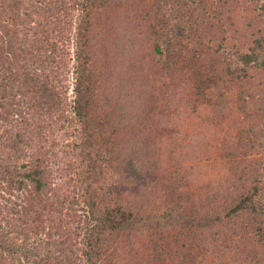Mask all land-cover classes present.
I'll return each mask as SVG.
<instances>
[{"label":"trees","instance_id":"16d2710c","mask_svg":"<svg viewBox=\"0 0 264 264\" xmlns=\"http://www.w3.org/2000/svg\"><path fill=\"white\" fill-rule=\"evenodd\" d=\"M69 2L0 6V264H264V0Z\"/></svg>","mask_w":264,"mask_h":264},{"label":"rangeland","instance_id":"374dc122","mask_svg":"<svg viewBox=\"0 0 264 264\" xmlns=\"http://www.w3.org/2000/svg\"><path fill=\"white\" fill-rule=\"evenodd\" d=\"M13 1L15 3L19 4V7L18 8L20 9V13L21 12L23 13V10L26 11L27 6L30 3V0H0V6L3 5V4L4 5L8 4L6 7H4V9L5 10H12L13 11ZM65 1L66 2L67 1H70L69 2V5L72 4L71 0H65ZM251 1H253L255 4L259 5L262 0H251ZM21 3H26L27 6L21 5ZM208 4H209L210 10L211 9L213 10L217 6V0H209V3ZM43 6L44 5H42V7ZM220 7H222V6H220ZM20 13H19V16H21V14H22V13L21 14ZM217 22H218V19H217ZM63 23H65V21L64 22H60V27H64L65 28L66 26H68L67 29L70 27V24L69 25L68 24L66 25V24H63ZM235 23H237V22H235ZM53 25L56 26V27L59 26L58 23L57 24H54L53 23ZM20 26H21V24L16 25L17 28L20 27ZM2 27L3 28H8L9 25L6 22H3V23H0V28H2ZM101 33H102V30H97L95 32L96 35H94V37H92L93 43L95 45H97L100 42V39H101L100 35H101ZM67 34H68V32H67ZM0 36H2L1 38H2V40H4L3 31H0ZM74 41L75 40L72 39L70 43H63V42H60V39L59 38H56V37L54 39L53 38H50L48 40V44L49 45H53V49L56 50L57 53H56V55L54 57H50V58L48 57V58H46L44 56V58H43V59H57L59 61L61 60L62 62H67L69 74L67 76V79L68 80L66 81V85L69 86L68 87L69 88L68 89L69 92L67 93V97H68L69 100H72V97H73L71 91H72V83H73V80H74V77H75L74 74H73L74 73L73 65L71 64L73 62V60L75 59L74 50H73L74 49V43H73ZM0 42H1V39H0ZM183 44H184V46H187V43L185 41L183 42ZM217 45L218 44H212V46H213L212 49L213 50L216 49L218 47ZM226 49L227 50H230L229 48H226ZM226 52H227L226 55L232 57L231 52H228V51H226ZM38 54H39V57H40L41 53H38ZM11 58H12V55H11L10 59ZM235 92H238V90H235ZM258 98H259L258 97V94L256 93L255 94V97L253 99H245L247 108H248V110L250 111V113L252 115H254V113H256V115H257L260 112L261 108H263V106H259V105L256 106V101L258 100ZM203 131L204 130H201V133ZM202 135L203 136H206L207 134L204 131L202 133ZM62 142L63 143L60 144L59 147H57V152H58V154H60L59 156L62 155L63 157H65V159H62L61 162L58 164V166L60 167V170H61V174L58 175V173H56V170H53V178L56 181L55 183H59V184H61L63 182H67L69 180L72 181V180H74L76 178V174L72 173V171H71L70 164H69V158H67L68 151H65V149H66V144H65L66 141L64 140ZM192 165H195V164L192 163ZM217 166H219V165H217ZM219 167H220V170H221L220 171V174H221L222 172H224V167H221V166H219ZM229 169L230 168L227 167L226 176L229 179H232L231 176H233V174L230 173V170ZM236 175H238V177H240V175H239L238 172H237ZM0 194L2 195L3 193L0 192ZM1 195H0V204L1 205L2 204L3 205L5 204L6 207H9V209H11L12 205H10L6 200L7 199L14 200V199L11 196L10 197H6V199H4ZM3 196L5 197V195H3ZM75 208L79 211V214H81V213L83 214V210H82V206L81 205L76 206ZM31 241H33V239H31ZM135 242L137 243V245H140L143 242L142 249H137V251H141V252H145L146 251V248H147V239L146 238H136L135 239ZM31 244L32 245L30 247H34L35 246V245H33L32 242H31ZM254 246L257 249L260 247L258 243H255ZM142 250H144V251H142ZM40 251H41V249L39 250V252ZM42 257H43V255H40V257H37V255H35L33 258L30 257L31 259L29 258L27 261H24L21 264H40L41 263V260H42ZM136 259L137 258H134V261H132V259H130L129 264H134L133 262H135Z\"/></svg>","mask_w":264,"mask_h":264}]
</instances>
